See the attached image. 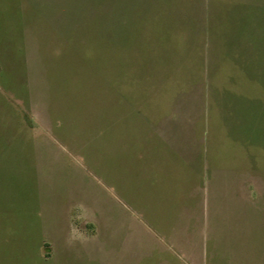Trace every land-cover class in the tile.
Wrapping results in <instances>:
<instances>
[{
  "label": "rangeland",
  "instance_id": "374dc122",
  "mask_svg": "<svg viewBox=\"0 0 264 264\" xmlns=\"http://www.w3.org/2000/svg\"><path fill=\"white\" fill-rule=\"evenodd\" d=\"M149 118L203 139V255L136 250L115 135ZM160 262L264 264V0H0V264Z\"/></svg>",
  "mask_w": 264,
  "mask_h": 264
},
{
  "label": "crops",
  "instance_id": "0c3cea01",
  "mask_svg": "<svg viewBox=\"0 0 264 264\" xmlns=\"http://www.w3.org/2000/svg\"><path fill=\"white\" fill-rule=\"evenodd\" d=\"M132 31L134 33L131 28L126 31L120 41L117 37L116 45L123 47L121 50L127 47ZM130 78L134 79L133 75ZM152 107L153 111L158 109L156 106ZM143 123L142 125L140 123V127H143L140 133L134 130L135 133L120 136L116 128L114 147L116 186L121 183L124 190L131 191L133 199H142L143 203L144 198L142 196L138 198L132 192H135L136 183L141 182L148 187L144 207L147 225L142 226L144 228L141 230L148 244L140 246L137 241L136 250L142 255L143 248L151 247L150 256L156 251L162 256L179 255L186 252L184 246L190 245L197 255L199 253L203 255L204 242L206 246L208 245L203 234L204 224L208 225L207 222L212 221L213 216L220 211L217 209L219 204L211 200L212 172L209 169L210 162L206 159L207 151L204 152L203 149V139L199 140L197 136L183 138L187 144L183 146L180 144L183 142L181 137H169L159 133L160 122L156 119L149 118ZM228 174H222L226 185ZM204 189H207L205 192L208 191L205 197ZM197 230L201 232L198 235ZM182 241L184 250L181 249Z\"/></svg>",
  "mask_w": 264,
  "mask_h": 264
}]
</instances>
